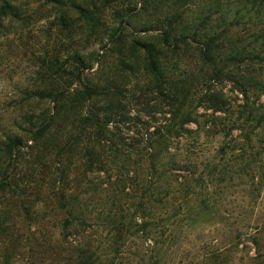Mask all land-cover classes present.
Masks as SVG:
<instances>
[{
  "label": "rangeland",
  "instance_id": "1",
  "mask_svg": "<svg viewBox=\"0 0 264 264\" xmlns=\"http://www.w3.org/2000/svg\"><path fill=\"white\" fill-rule=\"evenodd\" d=\"M14 10L15 16L0 25V137L15 130L23 143L0 166V208L5 212L2 218L14 221L20 241L5 246L2 264L5 258L6 264L53 263L35 247L24 241L21 245V236L28 240L44 233L34 223L43 214L57 241L53 243L62 250L54 264L70 263L73 228L62 232L58 224L65 215L51 216L50 210L60 202L50 195L59 196L61 189L94 212L104 207L127 220L146 216L153 188L146 186L151 180L146 177V162L135 173L133 167L126 168L131 179L125 186H110L106 173L87 172L82 162L68 164L56 155L53 135L33 143L27 139L38 135L40 127L33 116L44 111L49 101L38 96L80 84L70 74L80 68L76 55L84 62L82 81L99 79L103 72L114 77L109 79L111 86L121 92L116 99L133 116L131 131L124 127V132L165 122L171 107L158 96L144 70L143 51L133 50L132 44L142 37L160 46L159 36L169 22L175 28L172 38L180 31L188 37L175 53L168 49L163 61L189 83L184 86L190 94L184 110L196 119L188 124L191 132L184 135V145L179 150L176 143L171 152L188 156L195 165L193 178L201 177L194 183L196 194L186 204L188 212L181 216L182 243L173 260L200 264L197 259L212 253L223 259L222 264L264 261V0H17ZM120 37V43L114 41ZM208 39L224 53L244 47L258 55L219 63L222 73L218 69L215 73L201 62L202 42ZM129 53L137 56L139 64L138 71L126 77L120 63ZM209 96L217 100L211 102ZM112 98L101 95L99 101L104 104ZM105 119L114 130L117 117ZM66 166L69 175L64 178L58 173ZM140 203L144 209L137 210ZM31 205L38 212L26 217ZM24 218L26 224L32 222L31 231L22 226ZM52 224L56 227L50 228Z\"/></svg>",
  "mask_w": 264,
  "mask_h": 264
},
{
  "label": "trees",
  "instance_id": "2",
  "mask_svg": "<svg viewBox=\"0 0 264 264\" xmlns=\"http://www.w3.org/2000/svg\"><path fill=\"white\" fill-rule=\"evenodd\" d=\"M16 1L0 0V25L4 19L15 16ZM174 30L169 22L168 27L164 28L159 36L158 47L142 37L132 44L133 50L143 51L141 61L144 70L152 77L158 96L167 100L171 107L167 112L169 117L163 123L151 127L149 124L142 125L140 130L137 129L131 134L124 132V127L131 131L132 128L128 125L132 124L133 116L130 110H127L126 104H121L122 101L116 99L121 92L119 87L111 86L113 83L109 79L114 77L103 72L99 79L82 81V69L85 67L82 58L78 55L74 60L80 68L75 72L71 71L70 74L71 78L79 80L80 84L72 88L69 86L64 91L58 90L38 96V98L47 97L49 101L44 111L41 110L33 116L40 127L38 135H29L27 140L33 143L37 139L44 140L53 135L56 155H61L68 164L73 160L82 162L87 172L106 173L110 186H125L131 179L127 176L126 168L131 166L134 170L137 167L138 170L146 162L148 170L146 177L151 179L147 180L146 186H153L152 199L145 208L146 216H134L128 220L125 215L112 213L104 207L97 212L88 210L87 206H82L80 201L76 200V196L67 189H61L59 196L58 192L50 195L56 199V202L57 198L60 200L59 205L55 202L56 206L51 207L50 210L53 212L51 216L58 215L59 212L65 215L64 221L58 224V227L62 232L73 228L74 238L69 242L70 263L68 264H180L179 261L174 262L173 256L182 243L181 234L185 223L181 216L188 212L186 204L196 194L194 183H198L201 177L193 178L195 165L188 156L181 155L182 152H178L179 155L171 152L172 148L177 149L175 146L177 144L180 150V146L184 145V135L191 132L188 124L196 121L189 111L184 110L186 99L190 95L189 90H185L184 86H188L189 83L182 80V76L174 74L166 60L163 61L168 49L175 53L181 41L187 43L188 36L183 31L172 38ZM196 34L195 30L192 32V37L194 38ZM121 39L122 37L114 41L120 43ZM202 45L201 62L215 73L219 63L223 65L231 60L248 58L252 54L256 57L258 55L254 49L245 52L244 47L233 54L224 53V50L214 45L210 39L202 42ZM120 64L125 66L128 77L129 74L138 71L139 60L132 53L124 54ZM218 70L222 73L221 69ZM122 71L125 75V70ZM101 95H109L113 98L111 102L101 104L103 103L99 101ZM207 98L211 102L217 100V96ZM70 115L74 117L68 122ZM106 116L117 117L114 130L109 129ZM27 123L31 125L30 120ZM22 139V134L15 130H9L0 137V166L22 146ZM58 174L66 178L69 175L67 166ZM161 189L164 192H161ZM11 192L12 196L15 195L13 191ZM143 207L144 204L140 203L137 205V210ZM35 209L32 205L26 208V217H31L32 211L37 214L38 211L36 212ZM4 213L0 208V257L6 245L10 242L17 244L20 241L14 221L2 218ZM162 215L165 217H161ZM46 217L47 215L43 214L40 221L34 222L37 227L44 230V233L39 231V235H34L28 240L21 236V245L24 241V245H29V248L35 247L37 251L47 256L46 260H50V257L53 259V263L48 261V264H54V260L59 257L62 250L58 244L53 243L57 241L53 238ZM25 221L26 218L22 226H26L27 230L31 231L32 222L26 224ZM47 227L48 231L45 230ZM53 227H56V224L50 225V228ZM198 261L200 264L223 263L219 255L212 253L202 255L201 260L197 259ZM7 262L5 258L3 263ZM260 264H264V261Z\"/></svg>",
  "mask_w": 264,
  "mask_h": 264
}]
</instances>
